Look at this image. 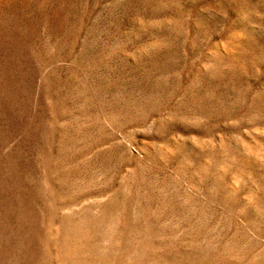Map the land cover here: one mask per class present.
<instances>
[{"label":"rangeland","instance_id":"374dc122","mask_svg":"<svg viewBox=\"0 0 264 264\" xmlns=\"http://www.w3.org/2000/svg\"><path fill=\"white\" fill-rule=\"evenodd\" d=\"M0 264H264V0H0Z\"/></svg>","mask_w":264,"mask_h":264}]
</instances>
